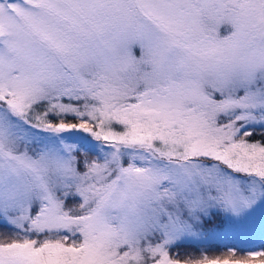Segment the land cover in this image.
Returning <instances> with one entry per match:
<instances>
[{
    "label": "snow or ice",
    "instance_id": "snow-or-ice-1",
    "mask_svg": "<svg viewBox=\"0 0 264 264\" xmlns=\"http://www.w3.org/2000/svg\"><path fill=\"white\" fill-rule=\"evenodd\" d=\"M0 264H264V0H0Z\"/></svg>",
    "mask_w": 264,
    "mask_h": 264
},
{
    "label": "trees",
    "instance_id": "trees-1",
    "mask_svg": "<svg viewBox=\"0 0 264 264\" xmlns=\"http://www.w3.org/2000/svg\"><path fill=\"white\" fill-rule=\"evenodd\" d=\"M259 138H260V133L257 132L256 135H255V137H254V139H259Z\"/></svg>",
    "mask_w": 264,
    "mask_h": 264
}]
</instances>
